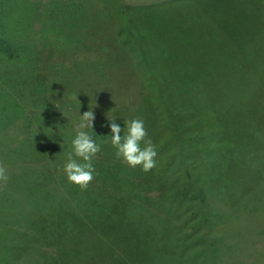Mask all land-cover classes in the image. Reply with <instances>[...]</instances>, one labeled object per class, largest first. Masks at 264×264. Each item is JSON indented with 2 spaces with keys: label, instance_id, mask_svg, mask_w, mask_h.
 <instances>
[{
  "label": "rangeland",
  "instance_id": "rangeland-1",
  "mask_svg": "<svg viewBox=\"0 0 264 264\" xmlns=\"http://www.w3.org/2000/svg\"><path fill=\"white\" fill-rule=\"evenodd\" d=\"M49 1H55L53 6L57 1L70 5L58 15L54 29L60 42L45 29L52 21L49 14H56L52 4L50 10L47 7ZM259 1L0 0L3 32L9 38L33 40L21 51H0V134L8 135L7 145L0 142V164L9 176L6 184L0 182V264L11 261L4 252L13 244L12 228L28 231L48 207L69 210L94 233L111 219H122V242L135 241L146 249L144 254L122 256V264H182L197 255L200 264L202 250L208 264H264V126L258 118L246 127V149L235 151L222 164L205 163L199 135L189 147L198 166L196 179L206 181L208 169L212 183L220 188L218 203L195 199L200 193L193 189L194 181L169 170L178 166L166 150L174 134L190 137L204 128L205 109L188 107L174 86L194 78L185 74L188 67L199 69L213 61L231 67V72L236 41L241 43L247 34L250 56L264 67V29L255 17ZM148 13L153 16L142 15ZM130 19L134 23L128 26ZM211 24L226 30L219 40ZM145 25L152 38L146 36L147 44L141 30ZM162 50L164 58L159 56ZM173 70L182 74L173 77ZM254 83L256 93L243 107H250L248 111L264 123V82ZM54 98L58 108L48 103ZM228 106L223 105L218 119L231 133L238 120L232 108L238 107ZM91 108L94 133L88 131L101 151L93 160L94 179L82 191L62 171L75 133L61 112L66 119L80 121L79 114ZM113 115L125 131L127 121H144L157 151L151 171L130 168L115 156L107 136ZM64 127L74 134L72 139H64ZM195 242L199 250L194 252ZM21 255V264L32 263Z\"/></svg>",
  "mask_w": 264,
  "mask_h": 264
},
{
  "label": "trees",
  "instance_id": "trees-1",
  "mask_svg": "<svg viewBox=\"0 0 264 264\" xmlns=\"http://www.w3.org/2000/svg\"><path fill=\"white\" fill-rule=\"evenodd\" d=\"M174 1L180 2V0ZM50 2L51 1H49L47 7L51 4V6H53L55 1L53 3ZM261 3L260 13H255V17L257 21H259L258 27H263V30L264 0H262ZM69 6L70 5L66 3L62 6L57 1L53 6V10L55 9L56 14L52 13V17L49 14V19H52V21L44 28L46 30L49 28L47 33L50 31L55 38L59 36L55 35L56 33L54 32L60 20L58 15H61L62 11L68 10ZM196 8L199 10L198 7ZM202 9L205 8L202 7ZM160 11L163 12L162 10ZM166 11L171 12L174 11V9L167 8ZM207 12L209 11L206 10V13ZM142 15L145 17L153 16L149 13ZM32 20L34 22L35 19H31V24ZM246 20L251 22L253 16L251 18L247 17ZM45 21L48 22V19ZM133 23L134 20L131 19L130 23L127 22L128 26ZM211 25L213 33L218 34L215 35V37L219 40V34L222 35L226 30H224L220 24L218 26H216V24ZM4 28L5 24L0 22V51L6 50L11 54L17 51V48H20V51L21 49H25L24 44H31L33 42L31 39L32 37H30V39L17 36H11L9 38V36L3 32ZM147 29L148 25L141 28L143 32L142 38L146 44L148 39H152ZM261 31H258L256 36ZM250 35L251 34L245 35L247 36L246 38L243 36L244 38L241 43L235 40L237 58L234 69L231 72V67L225 68V66L213 65L215 62L212 61L206 63L199 69H194L192 65L188 67L190 72L185 74L189 76L191 74L194 78L192 79L189 77L190 80L187 83L181 80L174 82L176 89L180 90L186 98L188 107L193 105L196 107L201 106L205 109V118L202 132L190 137H178L175 134L171 137L166 146V150L167 148L171 150L172 163L178 167L174 168L172 165L173 169H168L182 178L192 179L194 181L192 185L193 189L196 193H200L195 199L202 200V203L206 205L218 203L221 197H219L217 192L219 187L212 183L208 169L205 175V178H207L206 181L202 183V181L200 182L196 179L199 175L198 166L197 163L192 160V155L189 152V147L193 144L194 139L197 138L198 135L200 136L199 150L206 164L209 165L212 162L222 164L225 160L234 157L237 152L245 148V139L248 137L246 127L252 123L254 117L258 118L261 126H264L263 121L261 122V119L257 115L251 114L248 111L250 107H243L249 102L250 96L256 93L251 87L252 83L255 82V86L256 84L258 85L264 82V77L262 76L264 74V67L250 56V46L252 44V42H248ZM146 36L150 38L147 39ZM54 41L60 42L57 38ZM29 49H31V45L27 47V50ZM259 49L260 48H257L256 51H259ZM159 56L164 58L165 51H159ZM161 68L165 69L166 67ZM161 68H158L157 72L158 70L161 71ZM172 73L174 74L173 77L177 74H182L175 70H173ZM230 74L235 75V77H231ZM258 76H262V78L258 79ZM222 96H227L226 100H222ZM211 98H216L217 100L213 102ZM54 100L53 102L48 101V103L52 105L53 108H58L57 105L59 104L56 103L55 98ZM224 104L227 106L229 105L228 107H234L236 105L238 107V109L232 108V111L237 113L238 120L235 121L231 133L225 131L223 123H220L218 119V113ZM238 105H242V108L239 109L240 107ZM61 113L62 117L66 120H64V123L76 134L75 128L80 121L66 119L65 114L63 112ZM230 114L233 116L232 112ZM71 131H69V128L64 127L63 132L65 140L72 139L71 135L74 134H72ZM98 134L100 135V133ZM23 136H25V134ZM23 136L21 138H23ZM26 137L28 138V136ZM32 137L31 135L28 141H31ZM7 138V134H0V142H3V145H7ZM192 194L193 193L190 194L191 197L193 196ZM201 208L204 209V207ZM211 208L213 209V207ZM204 220L207 219L204 218ZM28 228V231H23L20 227L12 228L16 229L15 233L11 232L10 234L13 244L11 243V248H8V250L4 252V254L9 253L11 256V261L8 262V264H21L23 258L21 255L22 253H25V257L31 259V264H122V256H131L132 253L136 255L144 254L143 252L146 251L142 244H136L135 241L122 242V219L120 218L111 219L103 230L99 229L94 233L90 228L84 227L82 224L78 223L69 210L61 209L60 207H48L41 211L37 220L31 222ZM193 248L194 252L195 250H199L196 242ZM197 256H195L192 261L188 260V258L184 259L181 257V260L184 259L181 263L198 264ZM193 261L196 262L193 263ZM200 264H208L203 250L200 252ZM212 264H214V262Z\"/></svg>",
  "mask_w": 264,
  "mask_h": 264
},
{
  "label": "clouds",
  "instance_id": "clouds-1",
  "mask_svg": "<svg viewBox=\"0 0 264 264\" xmlns=\"http://www.w3.org/2000/svg\"><path fill=\"white\" fill-rule=\"evenodd\" d=\"M92 108L82 115L79 114L80 122L76 125L71 151L68 152L67 162L62 169L67 181L82 191L87 190L94 179L93 160L101 151L100 145L93 140L88 131L94 133L95 115ZM116 119L115 115L108 119L110 134L107 135L111 145L116 149L115 156L130 168L139 167L145 173L151 171L156 166L157 151L152 140L148 138L144 121L139 118L127 121L125 131V126L121 128L115 122ZM122 132L124 135H121ZM8 179L5 167L0 164V182L6 184Z\"/></svg>",
  "mask_w": 264,
  "mask_h": 264
}]
</instances>
